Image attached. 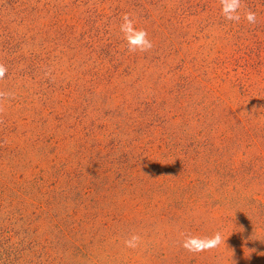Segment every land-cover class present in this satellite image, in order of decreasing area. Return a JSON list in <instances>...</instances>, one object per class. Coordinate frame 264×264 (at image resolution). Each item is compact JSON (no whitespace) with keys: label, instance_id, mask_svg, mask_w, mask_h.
I'll use <instances>...</instances> for the list:
<instances>
[{"label":"rangeland","instance_id":"374dc122","mask_svg":"<svg viewBox=\"0 0 264 264\" xmlns=\"http://www.w3.org/2000/svg\"><path fill=\"white\" fill-rule=\"evenodd\" d=\"M222 7L0 0V264H264V0Z\"/></svg>","mask_w":264,"mask_h":264},{"label":"clouds","instance_id":"9594fccd","mask_svg":"<svg viewBox=\"0 0 264 264\" xmlns=\"http://www.w3.org/2000/svg\"><path fill=\"white\" fill-rule=\"evenodd\" d=\"M222 11L227 20L239 22L241 19L239 9L242 6V0H221ZM245 19L249 23L256 22V14L248 11ZM120 32L123 39L127 43V50L129 53H146L153 47L152 41L148 38V33L145 29L137 28L134 20L129 14H124L122 23L120 25ZM7 68L5 65L0 64V79L6 75ZM10 94L0 91V102H2ZM0 111H3L2 104H0ZM142 237L139 234H132L124 240V246L129 249H136L140 246ZM222 243H225L220 232H215L210 236H198L186 234L181 241V247L190 253H202L212 251L218 248Z\"/></svg>","mask_w":264,"mask_h":264}]
</instances>
